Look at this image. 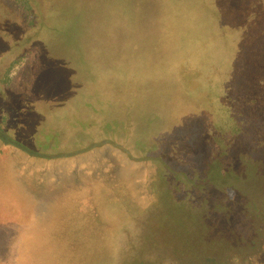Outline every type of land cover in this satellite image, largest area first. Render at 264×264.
<instances>
[{"label":"rangeland","instance_id":"1","mask_svg":"<svg viewBox=\"0 0 264 264\" xmlns=\"http://www.w3.org/2000/svg\"><path fill=\"white\" fill-rule=\"evenodd\" d=\"M263 68L264 0H0V264H264Z\"/></svg>","mask_w":264,"mask_h":264},{"label":"trees","instance_id":"2","mask_svg":"<svg viewBox=\"0 0 264 264\" xmlns=\"http://www.w3.org/2000/svg\"><path fill=\"white\" fill-rule=\"evenodd\" d=\"M18 58L19 57H17L16 60L12 61L9 68H7L5 71V74L3 76V82H5L6 84L10 83L9 75L12 69L15 68V66L17 65L18 60H19ZM245 80H246V83L240 82V83H237L235 87L233 86L231 88L232 91H230L228 98L232 99L234 102L238 96L246 97L248 95H252L256 99L264 98V68L260 72L255 71L254 73L253 72L247 73ZM242 82H244V80Z\"/></svg>","mask_w":264,"mask_h":264},{"label":"water","instance_id":"3","mask_svg":"<svg viewBox=\"0 0 264 264\" xmlns=\"http://www.w3.org/2000/svg\"><path fill=\"white\" fill-rule=\"evenodd\" d=\"M0 138L5 143H9L10 142V138H9L8 134L2 128H0Z\"/></svg>","mask_w":264,"mask_h":264}]
</instances>
